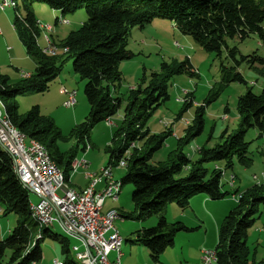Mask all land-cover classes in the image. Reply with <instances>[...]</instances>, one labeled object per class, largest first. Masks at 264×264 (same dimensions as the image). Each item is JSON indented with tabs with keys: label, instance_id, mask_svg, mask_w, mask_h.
Returning a JSON list of instances; mask_svg holds the SVG:
<instances>
[{
	"label": "trees",
	"instance_id": "obj_1",
	"mask_svg": "<svg viewBox=\"0 0 264 264\" xmlns=\"http://www.w3.org/2000/svg\"><path fill=\"white\" fill-rule=\"evenodd\" d=\"M15 8L23 7L25 16L16 15L14 30L27 52L37 57L36 66L28 77L11 84L9 77L0 76V100L14 125L28 138L36 139L49 152L63 171L65 182L70 181L72 162L78 151H86L90 129L115 116L122 98L117 90L123 81L119 65L135 54L127 48L132 28H144L155 18L172 22L185 35L191 36L202 49L213 52L220 61L223 56L233 65L220 63L221 86L243 82L238 67L242 62L254 66L264 63L256 53L243 55L238 45L228 44L239 38L244 41L252 34L264 41V0H14ZM46 3L66 16L79 8L86 10L87 19L78 29L70 31L59 41L67 48L61 54H48L38 45L40 35L33 3ZM20 16V17H19ZM73 60V69L85 80L84 92L90 107L85 119L65 136L54 121L34 106L28 113H18L16 96L31 91L43 92L57 77L67 60ZM186 73L197 76L189 57L180 62H161L160 70L143 77L140 85L128 89L122 120L115 125L107 147L109 159L106 166L116 167L124 159L127 173L118 180L121 188L130 183L133 210L122 214L139 221L157 216L158 224L134 231L135 244L149 249L150 258L159 256L174 245L181 230H191L181 221L169 223L164 210L169 203L181 209L188 207L197 194H206L213 200L224 198L222 176L234 167L235 161L244 166L253 162L250 141L244 138L247 131L256 128L264 133V88L254 93L250 87L237 102L238 127L227 128L220 141L211 147L199 148L200 157L195 161L184 153V145L199 134L203 126L200 112H195L187 124L185 134L176 141L168 160L151 162L162 145L164 136L150 131L147 122L163 101L169 98V86L174 75ZM117 94V95H116ZM76 139V144L63 148V144ZM11 155L0 145V206L4 216L14 213L18 219L8 237L0 240V264H32L42 262V241L49 227H39L29 211L30 193L21 186L13 172ZM213 163L208 168L205 164ZM222 165V166H221ZM66 184V183H65ZM264 209V179L241 191L234 207L225 215L218 229L215 247L216 264H250L247 244L249 229ZM33 220V221H32ZM57 236L61 249L68 252L64 237ZM67 264H77L68 259ZM253 264V263H252Z\"/></svg>",
	"mask_w": 264,
	"mask_h": 264
},
{
	"label": "rangeland",
	"instance_id": "obj_2",
	"mask_svg": "<svg viewBox=\"0 0 264 264\" xmlns=\"http://www.w3.org/2000/svg\"><path fill=\"white\" fill-rule=\"evenodd\" d=\"M33 4L35 17H37L40 24H49L54 29L51 32L41 29L40 35L37 37L38 45L44 49L49 46L50 42L57 46V54L63 53V48L58 45L59 41L72 29L76 30L81 26L87 19L86 10L79 8L72 13L66 14L65 22H63L61 21L63 16H61L60 10H54L43 2H34ZM25 14L26 11L23 7H19V10L14 6L7 7L5 10L0 8V31H2L0 35V76L9 77L11 84L20 81L21 75L33 73V68H35L37 62V57L27 52L26 47L21 43L17 31L14 30L15 16H25ZM46 37L50 39L49 42H46ZM127 39V48L135 56L118 64L123 75V81L117 90L118 95L122 98L120 108L115 116L96 124L90 129V141L88 144H91L92 147L86 152L78 151V156L84 154L83 157L89 162V168L74 172L70 181L67 182L70 187L83 186L87 179L86 173H97L100 169L106 167L109 159L107 147L110 144L109 142H111L112 129L122 120L127 101V90L138 84L140 85L143 77L147 78L151 72L159 71L161 62L178 63L189 57L190 62L195 67L197 76H190L186 73L174 75L168 88L169 98L163 101L164 103L156 109L147 122L152 133L159 134L160 137L164 136L162 147L155 152L151 159V162L155 164L168 160L175 148L176 140L185 134L187 124L192 122L195 112L200 106H202L200 112L203 117L202 130L188 144L184 145V153L194 161L200 157L199 148L214 146L220 141L219 138L226 128L229 131L237 129V124L239 123L237 98L242 94L244 95L248 87L256 94L260 93L264 88V63L259 61H255L254 66H250L247 62H242L238 67V71L242 73L246 84L243 82H232L228 86L222 87L221 74L219 73L220 63L223 61L230 66L234 62L229 59L226 60L224 56L220 61L213 52L202 49L191 36L180 32L167 19L155 18L144 28L134 27ZM228 44L238 45L243 55L256 53L264 59V41L256 34H252L242 42L239 38L229 40ZM73 64V60H67L62 72L50 81L47 90L18 94L16 96L18 113L26 114L36 106L41 114L51 118L60 132L67 136L70 133L69 131L85 119L84 117L87 116L90 109L84 92L85 80H82L81 76L74 71ZM63 88L69 92L76 93V105L73 107L63 106L67 98V95L62 93ZM244 138L246 141L251 142L249 150L252 152L253 162L248 166H244L240 162L235 161L233 169L228 170L221 177L224 184L222 190L228 191L229 195L234 192L233 189L235 188L239 187L242 190L264 179V133L261 135L256 128H251L247 131ZM76 142V139L69 140L63 144V148H69ZM205 165L208 168L213 167V163ZM112 169V175L117 180H120L127 173L126 167H114ZM133 189L132 184H124L121 192L118 193L117 199L108 198L105 202V207L113 205L122 213H125L124 216L131 213L134 206L131 198ZM58 193L62 194L63 192L60 190ZM228 194L225 197L226 199L230 198ZM37 197L34 193H30L31 202H37ZM221 200L224 199H220L219 202ZM175 204L169 203L166 205L164 213H166L165 216L168 221L177 220L176 217L182 213L181 209H178ZM210 204L214 206V203L210 202L206 208H203V211L199 209L200 214H203L202 217L208 230L204 244H201L200 239L201 234H203L202 231L197 230L189 233L180 231V234H183L181 235L182 237H175L174 245L168 247L159 256L158 262L150 258L149 249L145 246L134 244V251L126 250V253L124 251L125 246H127V249L132 246L130 239L135 235L133 231L142 221L119 217L114 220L115 227L121 236H123V233L128 232V237L130 238L124 242L123 248L120 246L122 252L126 253L128 258L143 260V263L147 264H201L199 256L201 249L213 250L218 241V230L211 217L212 206ZM186 210L193 212L189 207ZM189 211H186V216L183 218L188 223L192 222V216ZM195 213H197V209ZM156 218V216L147 218L142 224L156 226L158 224ZM17 219L18 217L14 213H9L6 216L2 213L0 214V240L8 237L15 223H17ZM121 220L125 221V223L123 224ZM48 229L49 232L44 235V240L41 244L43 260L48 258L45 263L51 264L54 257H58L61 261L68 257V259L75 261L77 264H82L76 258L77 253L85 250L84 245L80 243L81 241L69 233L67 234L63 226L58 222H54ZM250 232L251 230L249 229V234ZM55 234L66 237L68 248L70 249L68 253H64L60 249L61 245L59 240L55 238ZM255 240L256 237L254 236L250 240V264H263L264 249L262 247L257 248L256 246L260 241L256 242ZM75 246L78 249L73 248ZM256 249L257 252L255 251ZM254 257L257 261L255 263ZM109 259H112V254L109 255Z\"/></svg>",
	"mask_w": 264,
	"mask_h": 264
},
{
	"label": "built area",
	"instance_id": "obj_3",
	"mask_svg": "<svg viewBox=\"0 0 264 264\" xmlns=\"http://www.w3.org/2000/svg\"><path fill=\"white\" fill-rule=\"evenodd\" d=\"M14 0H0V8L16 6ZM65 22V19H61ZM39 29L51 31L49 24L42 25L38 22ZM1 30V28H0ZM2 31H0V35ZM49 42V38L46 37ZM51 55L57 54V46L49 42V46L43 49ZM66 52L67 48H63ZM30 74H23L28 77ZM62 93L67 95L63 106L76 105V93L63 88ZM4 105L0 100V145L10 155L21 186L34 193L38 197L37 202L29 203L31 217L37 221L39 227H50L54 222L60 223L64 230L72 236L79 238L85 250L76 254L77 261L82 264H120L122 257L121 245L123 238L115 227V221L121 214L110 209L103 211V206L108 198L117 199L121 192V182L112 175L114 167L106 166L97 173H86L88 184L83 189L77 190L65 184L63 171L47 149L36 139L28 138L11 121ZM109 120V119H107ZM91 148L87 146L86 151ZM127 163L122 159L117 167H126ZM72 174L77 170L89 168V162L84 157H75L72 164ZM62 191L59 194L58 191ZM238 198L241 193H238ZM237 198V199H238ZM2 207L0 206V214ZM75 249H78L73 247ZM111 252L116 253V258L109 259ZM215 250L203 248L201 250V264H215L217 257ZM55 264H65L56 259ZM32 264H41L32 262Z\"/></svg>",
	"mask_w": 264,
	"mask_h": 264
},
{
	"label": "crops",
	"instance_id": "obj_4",
	"mask_svg": "<svg viewBox=\"0 0 264 264\" xmlns=\"http://www.w3.org/2000/svg\"><path fill=\"white\" fill-rule=\"evenodd\" d=\"M36 15V14H35ZM34 15V16H35ZM66 16H63L62 18L63 19H66L65 18ZM37 18V17H36ZM38 20V19H37ZM47 22V21H46ZM53 28V27H52ZM51 28V29H52ZM54 29H52L51 31H53ZM50 31V32H51ZM65 38V37H64ZM62 40V39H61ZM52 42H54V41H52ZM193 64V63H192ZM194 66V65H193ZM195 68V67H194ZM27 74H31V73H27ZM135 87V86H134ZM131 88H133V87H131ZM117 95V94H116ZM112 118V117H111ZM84 152H86V151H84ZM82 157L84 156V154L83 155H81ZM81 156H78V157H81ZM77 157V158H78ZM222 166V165H221ZM80 170V169H79ZM228 171V170H227ZM227 171H226V173H227ZM71 176H72V174H71ZM234 176V175H233ZM233 178H235V177H233ZM70 179H71V177H70ZM88 182V179H86L85 180V184L83 185V186H72V187H70L68 184H67V182H66V184H67V186L68 187H70V188H73V189H77V190H80V189H83L84 187H86V185L88 184L87 183ZM234 190V192L232 193V194H228L229 195V197L230 198H222V199H224V200H221V202H219V200L218 201H216V200H213V199H211V198H209L206 194H197V195H195V196H193L192 198H191V200H190V204H188L189 206V208H191L192 209V211L193 212H190L189 210H186V208H188V207H186V208H183V209H181L178 205H177V208L178 209H181V212L182 213H180V215L178 216V217H176L177 218V220H175V221H168V219H167V221L169 222V223H173V222H176V221H181V222H183L184 223V225H186V226H188V227H190V228H192L191 230H186L185 231V233H189V232H191V231H197V230H199V231H202V233L203 234H201V244H204L205 242H206V237H207V233H208V230H207V226H206V223H205V220L203 219V214H200V212H199V209L201 210V211H203V208H206L208 205H209V203L211 202V203H214V206H212L211 204V217H212V219L214 220V222H215V225H216V228H217V230L219 229V227H220V224H221V222H222V220L224 219V217H225V215H227L228 214V212L234 207V205H235V201H237V198H238V193H241V191H243V189L241 190L239 187L236 189H233ZM106 202V201H105ZM176 205V204H175ZM103 208V211H108V210H110V209H115V210H117L121 215L122 214H125V213H122L118 208H115V206H108V207H105V203H104V206L102 207ZM197 209V213H195V210ZM205 210V209H204ZM186 211H189L190 212V214H191V220H192V222H190V223H188V222H186V221H184V217L186 216L185 215V213H186ZM206 213H207V211H206ZM165 215H166V213H165ZM157 217V216H156ZM167 218V217H166ZM165 218V219H166ZM157 219V218H156ZM158 220V219H157ZM122 222H123V224L125 223V221H123V220H121ZM142 223H144L143 221L139 224V225H137L136 226V229L134 230V231H137V230H139V229H142L143 227H150L151 225H148V224H145V225H143ZM215 229V228H214ZM250 230H251V232H250V234L248 235V238H247V244H248V246L250 245V240H252L253 239V236L254 237H256V242L259 240L260 241V243L256 246L257 248H259V247H262L263 249H264V209L262 210V212L259 214V216H258V218L256 219V221L254 222V224L252 225V227H250ZM133 231V232H134ZM130 233L132 232V231H129ZM132 232V233H133ZM181 232H184V230H181ZM125 234V235H124ZM121 235V234H120ZM181 235H183V234H180V232L178 233V234H176V236L177 237H182ZM124 236H125V238H124ZM129 236V233L128 232H125V233H123V244L122 245H124V242L125 241H127L128 240V237ZM63 237V236H62ZM62 237H60V238H62ZM75 237V236H74ZM77 238V237H76ZM135 238V235L133 236V238H131V239H134ZM64 239L66 240V237H64ZM77 239H79V238H77ZM130 239V238H129ZM59 240V239H58ZM80 240V239H79ZM81 241V240H80ZM66 242H67V240H66ZM60 243V242H59ZM80 243H82V241L80 242ZM131 243H132V246L131 247H129L128 249H127V246H125V249H124V251L126 252V250H129L130 252H133L134 251V248H133V245L135 244V243H133L132 241H131ZM68 244V243H67ZM83 244V243H82ZM174 244V243H173ZM61 245V244H60ZM121 245V247L123 248L124 246H122ZM135 245H138V244H135ZM69 246V245H68ZM173 246V245H172ZM82 248V247H81ZM122 248H121V251H122ZM61 249V248H60ZM69 249V248H68ZM203 249V248H202ZM201 249V250H202ZM64 253H68V252H65L64 250H62ZM68 251H70V249L68 250ZM256 252H257V249L255 250ZM127 253V252H126ZM126 253H123L122 252V257H121V259H120V264H147V263H143L144 261L143 260H138V259H133L132 257H130V258H132V259H130V258H128V257H126ZM110 254H112V259H110V260H113V259H115L116 258V253L115 252H111ZM200 255H201V251H200ZM132 256V255H131ZM250 257H251V254H250ZM44 259V257H43V255H42V262H40L41 264H46L45 262L48 260V258H45V260H43ZM56 259H58L59 260V258L58 257H54L53 259H52V261H51V264H55L53 261L54 260H56ZM50 260V259H49ZM67 260V257L65 258V260L64 261H62V262H64L65 264H67L65 261ZM61 261V260H60ZM156 262H158V261H156ZM255 262H257L256 261V259H255V257H254V263ZM263 263V262H262ZM264 264V263H263Z\"/></svg>",
	"mask_w": 264,
	"mask_h": 264
}]
</instances>
